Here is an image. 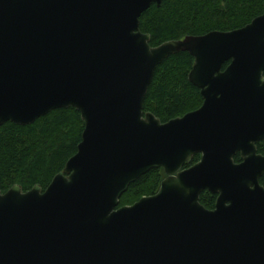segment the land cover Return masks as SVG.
<instances>
[{
  "label": "water",
  "instance_id": "1",
  "mask_svg": "<svg viewBox=\"0 0 264 264\" xmlns=\"http://www.w3.org/2000/svg\"><path fill=\"white\" fill-rule=\"evenodd\" d=\"M163 1L0 0V126L68 108L84 123L45 191H0V264H264V15L152 48L139 20ZM178 53L203 103L161 123L143 104ZM154 169L158 192L118 208Z\"/></svg>",
  "mask_w": 264,
  "mask_h": 264
},
{
  "label": "trees",
  "instance_id": "2",
  "mask_svg": "<svg viewBox=\"0 0 264 264\" xmlns=\"http://www.w3.org/2000/svg\"><path fill=\"white\" fill-rule=\"evenodd\" d=\"M262 15L264 0H164L160 7L152 5L142 14L139 29L150 36V46L155 48L185 37L239 30ZM193 62L189 54L178 53L156 68L143 104L144 113H151L161 123H167L201 107L203 100L199 90L188 81ZM83 128L80 113L72 108L53 111L30 126L12 123L0 126L1 193L14 186H19L23 193L35 186L45 191L76 154ZM258 148L264 155V143ZM199 159L200 156H195L190 166ZM240 161L239 156L234 158L235 163ZM164 179L163 170H151L129 186L118 208L154 196ZM261 184L264 185V180ZM214 202L215 196L209 193L199 198V203L207 210L214 208Z\"/></svg>",
  "mask_w": 264,
  "mask_h": 264
},
{
  "label": "flooded vegetation",
  "instance_id": "3",
  "mask_svg": "<svg viewBox=\"0 0 264 264\" xmlns=\"http://www.w3.org/2000/svg\"><path fill=\"white\" fill-rule=\"evenodd\" d=\"M262 143H264V141H263V142H259V143L256 144V152H257V155H259V156H261V157H264V155H262V154L259 153V148H258V145H260V144H262ZM195 156H197V155H195ZM195 156H194V157H195ZM198 156H200V155H198ZM236 156H239V157H240L239 154H237ZM236 156H235V157H236ZM194 157H193V158H194ZM235 157H234V158H235ZM240 159H241V157H240ZM192 160H193V159H192ZM199 160H200V159H199ZM233 161H234V159H233ZM198 162H199V161H198ZM198 162H197V163H198ZM241 162H242V159H241L240 162H238V163H235V162H234V163H235V164H240ZM197 163H196V164H197ZM194 165H195V164H194ZM192 166H193V165H192ZM189 167H190V165H189ZM262 180H264V175L261 176V177L258 179L259 185L264 189V185L261 184V181H262ZM204 193H208V192H203L202 194H204ZM202 194H201V195H202ZM209 194H210V193H209ZM201 195H200V196H201ZM210 195H212V194H210ZM212 196H215L214 208L212 209V210H214V209H215V204H216L217 195H212ZM206 210H207V209H206ZM212 210H209V211H212Z\"/></svg>",
  "mask_w": 264,
  "mask_h": 264
},
{
  "label": "rangeland",
  "instance_id": "4",
  "mask_svg": "<svg viewBox=\"0 0 264 264\" xmlns=\"http://www.w3.org/2000/svg\"><path fill=\"white\" fill-rule=\"evenodd\" d=\"M164 173V172H163ZM165 175V174H164ZM165 178H166V175H165Z\"/></svg>",
  "mask_w": 264,
  "mask_h": 264
}]
</instances>
